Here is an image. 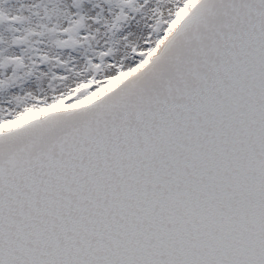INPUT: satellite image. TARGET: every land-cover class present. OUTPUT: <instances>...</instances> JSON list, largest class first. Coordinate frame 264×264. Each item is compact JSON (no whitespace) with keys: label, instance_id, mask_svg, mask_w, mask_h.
<instances>
[{"label":"snow or ice","instance_id":"1","mask_svg":"<svg viewBox=\"0 0 264 264\" xmlns=\"http://www.w3.org/2000/svg\"><path fill=\"white\" fill-rule=\"evenodd\" d=\"M0 264H264V0H0Z\"/></svg>","mask_w":264,"mask_h":264}]
</instances>
